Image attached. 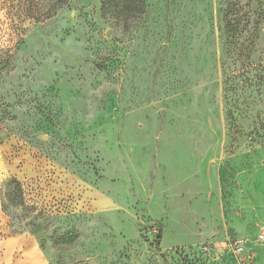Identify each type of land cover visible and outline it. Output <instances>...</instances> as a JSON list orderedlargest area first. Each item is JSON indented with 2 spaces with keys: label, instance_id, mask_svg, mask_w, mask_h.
<instances>
[{
  "label": "rangeland",
  "instance_id": "rangeland-1",
  "mask_svg": "<svg viewBox=\"0 0 264 264\" xmlns=\"http://www.w3.org/2000/svg\"><path fill=\"white\" fill-rule=\"evenodd\" d=\"M47 1L0 0V264H264V0Z\"/></svg>",
  "mask_w": 264,
  "mask_h": 264
},
{
  "label": "trees",
  "instance_id": "trees-1",
  "mask_svg": "<svg viewBox=\"0 0 264 264\" xmlns=\"http://www.w3.org/2000/svg\"><path fill=\"white\" fill-rule=\"evenodd\" d=\"M71 0H48L45 2L47 4V8L45 7L42 12L39 13V8H33L31 7V17L36 21H41L43 19H47L50 16H52L55 12L56 8L64 7V5H67ZM122 1V8L124 11H127L128 14L135 16L143 7L145 0H121ZM38 9V10H37ZM158 227V234L155 238V242L158 248L161 247L162 244V227L161 225L156 222Z\"/></svg>",
  "mask_w": 264,
  "mask_h": 264
},
{
  "label": "built area",
  "instance_id": "built-area-1",
  "mask_svg": "<svg viewBox=\"0 0 264 264\" xmlns=\"http://www.w3.org/2000/svg\"><path fill=\"white\" fill-rule=\"evenodd\" d=\"M257 240L260 242H264V227L262 230L257 234ZM246 247V242L241 240L236 245V251H243ZM206 250V248H204Z\"/></svg>",
  "mask_w": 264,
  "mask_h": 264
}]
</instances>
